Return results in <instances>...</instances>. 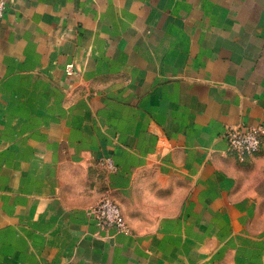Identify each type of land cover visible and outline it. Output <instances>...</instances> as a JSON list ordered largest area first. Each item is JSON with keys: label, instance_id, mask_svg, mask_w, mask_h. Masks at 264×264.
Returning <instances> with one entry per match:
<instances>
[{"label": "crops", "instance_id": "crops-1", "mask_svg": "<svg viewBox=\"0 0 264 264\" xmlns=\"http://www.w3.org/2000/svg\"><path fill=\"white\" fill-rule=\"evenodd\" d=\"M2 1L0 264H264V0Z\"/></svg>", "mask_w": 264, "mask_h": 264}, {"label": "built area", "instance_id": "built-area-1", "mask_svg": "<svg viewBox=\"0 0 264 264\" xmlns=\"http://www.w3.org/2000/svg\"><path fill=\"white\" fill-rule=\"evenodd\" d=\"M5 8V3L0 0V16L4 13ZM67 73L76 74L74 63L67 65ZM224 134L230 152L240 160H244L247 156L261 151L264 140V124L253 126L237 124L228 127ZM88 213L101 228H116L122 231L130 229L121 207L110 197L103 198L91 206Z\"/></svg>", "mask_w": 264, "mask_h": 264}]
</instances>
